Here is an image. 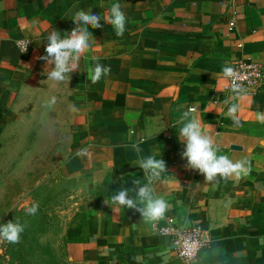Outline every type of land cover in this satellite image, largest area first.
I'll return each mask as SVG.
<instances>
[{
    "label": "crops",
    "instance_id": "0c3cea01",
    "mask_svg": "<svg viewBox=\"0 0 264 264\" xmlns=\"http://www.w3.org/2000/svg\"><path fill=\"white\" fill-rule=\"evenodd\" d=\"M117 2L127 17L122 37L106 21ZM80 10L100 15L102 28L89 27L91 47L70 83L47 81L49 66L39 59L47 36L70 32ZM25 39L30 48L21 53L17 41ZM239 58L264 71V0H0V156L11 154L12 130L26 134L19 127L22 111L34 107L29 95L52 94L66 110L57 179L70 203L52 232L53 264H181L155 233L165 219L199 225L205 245L193 264H264V123L255 118L264 112V79L254 95L225 90L222 66ZM97 62L112 71L93 84L88 73ZM224 100L240 105L239 126ZM193 108L220 154L249 161L247 176L205 184L185 167L177 121ZM133 145L167 165L151 184L171 205L157 221L104 204L121 188L138 199L134 181L148 183Z\"/></svg>",
    "mask_w": 264,
    "mask_h": 264
},
{
    "label": "clouds",
    "instance_id": "9594fccd",
    "mask_svg": "<svg viewBox=\"0 0 264 264\" xmlns=\"http://www.w3.org/2000/svg\"><path fill=\"white\" fill-rule=\"evenodd\" d=\"M72 21L76 25L70 32H65L63 36L60 31L51 30L47 36L45 52L47 55L39 59L47 62L49 66L47 71V81H53L57 84L70 83L73 73L79 71L80 60L91 47L93 34L91 29H100V15L92 14V11L85 12L80 10L75 13ZM116 36L122 37L126 31L127 17L122 11L120 3H113L106 17ZM30 40H20L17 44L21 53L27 52V46ZM110 66L95 63L94 67L89 70L88 78L93 84H96L102 77H106L111 73ZM222 77L225 79L235 80L237 72L230 64H225L221 69ZM234 94L239 95L240 89L238 85L232 88ZM57 103V98L51 96L45 100L41 107L51 111ZM223 103L227 106V115L233 120L234 125L239 126L241 121L238 113L240 105L238 103L229 104L228 100ZM75 110V108H73ZM195 109H189L181 115L177 123L180 125L178 129V140L184 145L181 158L187 163L185 167L189 170L198 171L205 178V184L219 183L220 180H228L235 177L240 179L247 176L250 171V163L247 159L232 160L227 155L220 154V145L214 139L213 135L204 130V122L197 118L193 113ZM257 121L264 123V112L255 113ZM208 128H212L208 124ZM138 159L136 164L145 174L148 183L140 186V180H135L134 185L138 186L132 189L135 191L138 199H133L129 195V189L121 188L115 191L109 199L104 200L105 205H111L113 210L121 209L135 210L143 217L150 220H159L168 211L171 205L163 197H155L151 184L154 180L159 179L161 173L167 172V165L164 160L154 155L140 157L141 149L138 145H133ZM87 149H79L78 155L86 153ZM142 204L143 207H139ZM27 215H35L38 212V205L33 204L25 209ZM25 231V225L18 219L0 223V242L9 244L19 243L21 234Z\"/></svg>",
    "mask_w": 264,
    "mask_h": 264
},
{
    "label": "rangeland",
    "instance_id": "374dc122",
    "mask_svg": "<svg viewBox=\"0 0 264 264\" xmlns=\"http://www.w3.org/2000/svg\"><path fill=\"white\" fill-rule=\"evenodd\" d=\"M51 96L29 95L34 107L22 111L25 126L19 124V131L26 134L23 138L12 130L7 144L11 154L0 156V223L18 219L25 225L19 243L2 242L7 264H53L52 232L69 208L70 194L57 179L67 149V115L61 99L51 111L41 107ZM33 204L38 212L27 215L25 209Z\"/></svg>",
    "mask_w": 264,
    "mask_h": 264
},
{
    "label": "built area",
    "instance_id": "2783aa9c",
    "mask_svg": "<svg viewBox=\"0 0 264 264\" xmlns=\"http://www.w3.org/2000/svg\"><path fill=\"white\" fill-rule=\"evenodd\" d=\"M234 25V20L229 21V31L234 29ZM30 44L31 43L27 46V52L30 48ZM18 48L20 50L19 45ZM237 48L241 49L242 45L238 44ZM229 64L236 70L237 77L235 80L222 77L225 81L224 89L233 93V86L238 85L240 93L254 95L264 79V71L262 67L259 64L244 58L236 59ZM155 233L168 240L171 253L175 255L181 264H193L199 257L205 245L201 229L197 224L182 226L175 224L171 220L165 219L164 225L157 227Z\"/></svg>",
    "mask_w": 264,
    "mask_h": 264
}]
</instances>
